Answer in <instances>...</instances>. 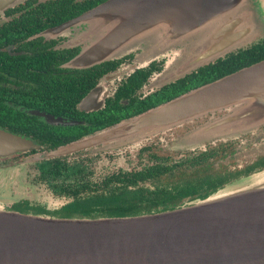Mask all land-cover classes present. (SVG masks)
I'll return each instance as SVG.
<instances>
[{"label": "water", "instance_id": "water-1", "mask_svg": "<svg viewBox=\"0 0 264 264\" xmlns=\"http://www.w3.org/2000/svg\"><path fill=\"white\" fill-rule=\"evenodd\" d=\"M25 1L0 0V14ZM253 2L264 8V0H108L44 35L73 31L70 46L83 47L76 66L131 52L144 62L169 57L161 77L170 81L248 42L259 20ZM99 90L90 93L82 109L93 108ZM217 113L222 115L199 129L200 135L230 137L264 124V61L50 156L112 137L145 138ZM35 147L0 129L1 158ZM0 264H264V181L139 217L56 219L0 206Z\"/></svg>", "mask_w": 264, "mask_h": 264}, {"label": "flooded vegetation", "instance_id": "flooded-vegetation-1", "mask_svg": "<svg viewBox=\"0 0 264 264\" xmlns=\"http://www.w3.org/2000/svg\"><path fill=\"white\" fill-rule=\"evenodd\" d=\"M106 1L27 0L0 14V129L36 146L0 157V169L12 160L30 172L38 194L27 202L52 214L75 201H92L82 219L137 217L191 206L264 173V124L224 138L197 132L222 114L141 139L112 137L50 156L171 100L175 96L167 90L202 69L245 56L248 65L242 68L264 61V8L253 2L259 20L250 40L182 77L162 79L171 58L144 62L135 52L76 66L74 59L83 47L70 46L69 36L44 33ZM97 88L93 108L82 109ZM56 119L73 124H54ZM43 163L62 167L69 177L60 184L77 194L55 193L40 179L38 165Z\"/></svg>", "mask_w": 264, "mask_h": 264}, {"label": "trees", "instance_id": "trees-1", "mask_svg": "<svg viewBox=\"0 0 264 264\" xmlns=\"http://www.w3.org/2000/svg\"><path fill=\"white\" fill-rule=\"evenodd\" d=\"M1 56V53H0ZM248 56H245L243 60L237 61V59L232 61H226L216 64L215 66L207 67L202 69L199 73L192 75L187 80L180 82L175 87L167 90V95L171 97H178L182 94H185L195 88L201 87L205 84L218 80L224 76L230 75L240 68L248 65L245 61ZM191 89V90H189ZM189 90V91H188ZM172 98V99H174ZM171 99V100H172ZM170 101V100H169ZM168 102V101H167ZM166 103V102H165ZM11 129V126H9ZM40 172V179L48 184V186L55 193H66L69 196L74 197L77 194L78 190L70 191L65 189L60 181L64 184L63 178L69 177V175H63L64 169L59 166H55L51 168L49 163H43L38 165ZM94 204L92 201H75L72 205H69L67 208L56 212V213H48L44 209L38 207L31 206L27 201L20 203L18 205L13 206L10 210L17 211L24 214L36 215V216H45L50 217L55 216V218L59 219H82L87 217V213H89L90 205ZM161 213V212H160ZM157 214V213H156ZM139 217V216H137Z\"/></svg>", "mask_w": 264, "mask_h": 264}, {"label": "rangeland", "instance_id": "rangeland-1", "mask_svg": "<svg viewBox=\"0 0 264 264\" xmlns=\"http://www.w3.org/2000/svg\"><path fill=\"white\" fill-rule=\"evenodd\" d=\"M74 32H65L64 36H69L71 45L72 36ZM82 47V46H81ZM183 51V49H181ZM185 51V50H184ZM137 53V60H140V55ZM169 59V57H166ZM168 68L169 66L166 65ZM176 66V65H175ZM221 114V113H217ZM30 172L22 167L14 166L12 160L0 169V206L5 209H10L15 203L21 201L34 202L37 199V191L34 190L35 186L32 185ZM261 173L260 175H263ZM254 178V177H253ZM253 178L248 179L247 181L241 182L238 185H235L223 192L222 194L235 191L241 187L248 186L251 184Z\"/></svg>", "mask_w": 264, "mask_h": 264}, {"label": "bare ground", "instance_id": "bare-ground-1", "mask_svg": "<svg viewBox=\"0 0 264 264\" xmlns=\"http://www.w3.org/2000/svg\"><path fill=\"white\" fill-rule=\"evenodd\" d=\"M263 181H264V175H258L253 178L252 183L254 182L255 184H258Z\"/></svg>", "mask_w": 264, "mask_h": 264}]
</instances>
